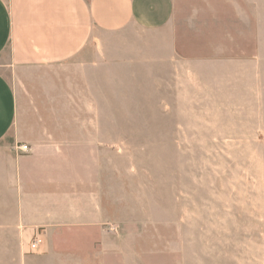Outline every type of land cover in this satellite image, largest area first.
I'll list each match as a JSON object with an SVG mask.
<instances>
[{"label":"rangeland","instance_id":"obj_1","mask_svg":"<svg viewBox=\"0 0 264 264\" xmlns=\"http://www.w3.org/2000/svg\"><path fill=\"white\" fill-rule=\"evenodd\" d=\"M110 50L108 66L7 73L18 121L1 143L24 144L16 126H57L43 117L51 111L77 110L96 138L105 130L110 147L96 160L112 223L105 241L82 248L94 264H264V56L184 69L122 66L121 39ZM9 201L0 180V207ZM12 253L0 247L3 259Z\"/></svg>","mask_w":264,"mask_h":264},{"label":"crops","instance_id":"obj_2","mask_svg":"<svg viewBox=\"0 0 264 264\" xmlns=\"http://www.w3.org/2000/svg\"><path fill=\"white\" fill-rule=\"evenodd\" d=\"M113 39L122 40V66H258L264 0H0V180L10 200L0 207V247L13 248L0 262L94 264L82 248L105 241L112 223L96 160V150L110 147L105 130L96 138L100 128H80L77 110L51 111L43 117L60 119L57 126H16L27 152L1 141L18 121L7 73L108 66ZM37 232L40 249L30 253Z\"/></svg>","mask_w":264,"mask_h":264},{"label":"built area","instance_id":"obj_3","mask_svg":"<svg viewBox=\"0 0 264 264\" xmlns=\"http://www.w3.org/2000/svg\"><path fill=\"white\" fill-rule=\"evenodd\" d=\"M20 149L21 150H26L27 149V146L26 145H21L20 146ZM42 242V239L40 238V234L37 232L33 239L31 240L29 246H30V249L32 251H35L36 249H38L39 245L41 244Z\"/></svg>","mask_w":264,"mask_h":264}]
</instances>
